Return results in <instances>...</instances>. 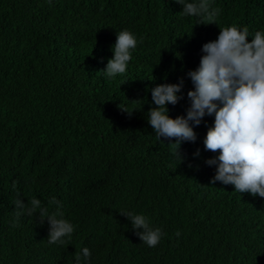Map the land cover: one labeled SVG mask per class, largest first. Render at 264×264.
<instances>
[{"label":"trees","instance_id":"obj_1","mask_svg":"<svg viewBox=\"0 0 264 264\" xmlns=\"http://www.w3.org/2000/svg\"><path fill=\"white\" fill-rule=\"evenodd\" d=\"M213 6L217 24L183 17L174 0H0V264H74L82 247L91 264H264V198L211 182L203 139L214 117L180 161L175 140L158 142L146 121L150 89L181 79L184 99L168 108L186 115L187 73L220 28L246 26L248 42L264 28V0ZM125 29L139 43L108 81L101 71ZM33 196L60 201L71 241L49 245L36 217L11 226L14 200ZM121 210L147 216L161 242L143 244Z\"/></svg>","mask_w":264,"mask_h":264},{"label":"clouds","instance_id":"obj_2","mask_svg":"<svg viewBox=\"0 0 264 264\" xmlns=\"http://www.w3.org/2000/svg\"><path fill=\"white\" fill-rule=\"evenodd\" d=\"M46 2L51 4L52 0ZM174 2L182 6L180 14L183 17H194L199 24H217L221 16L222 10L213 6L214 0ZM249 37L246 26L220 28L218 37L202 46L203 55L198 67L187 73L192 90L187 92L190 105L186 115L172 118L168 108L184 99L181 79L150 89L154 107L146 113V121L158 142L162 138L175 140L170 146L180 161L178 150L181 145L196 142L194 128L205 116L214 117L203 139L204 150L215 154L205 161L207 166H215L211 182L233 186L234 192L240 195L247 193L254 198H264V28L251 35V42H248ZM138 43L130 30L116 34L111 48L113 56L101 71L106 80H116L126 73ZM123 111L131 114L135 109ZM198 155L199 152L194 154ZM14 205L10 221L13 228L20 226L23 216L36 217L49 226V245L63 246L71 241L76 225L64 218L62 205L55 197H51L46 205L35 196L27 203L17 197ZM120 214L130 222L142 243L150 248L156 247L165 235L162 228L154 227L142 213L121 210ZM180 235L179 231L175 233L177 238ZM74 264H91L90 249L82 247L76 252Z\"/></svg>","mask_w":264,"mask_h":264}]
</instances>
